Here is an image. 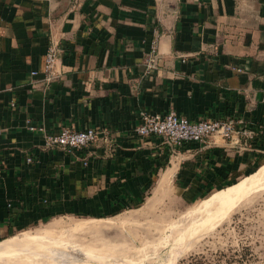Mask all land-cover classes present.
Segmentation results:
<instances>
[{"label": "crops", "instance_id": "crops-1", "mask_svg": "<svg viewBox=\"0 0 264 264\" xmlns=\"http://www.w3.org/2000/svg\"><path fill=\"white\" fill-rule=\"evenodd\" d=\"M171 108L253 134L173 150L135 133L143 110ZM0 125V239L57 215L109 216L169 184L192 199L245 177L264 158V0H0ZM89 126L83 151L45 144Z\"/></svg>", "mask_w": 264, "mask_h": 264}, {"label": "rangeland", "instance_id": "rangeland-1", "mask_svg": "<svg viewBox=\"0 0 264 264\" xmlns=\"http://www.w3.org/2000/svg\"><path fill=\"white\" fill-rule=\"evenodd\" d=\"M263 163L264 158L248 174ZM225 186L191 199L169 184L162 193L154 190L135 205L98 217L102 226L93 229H72L75 222L93 217L57 215L20 227L5 238L24 231H48L52 242L49 251L60 260L58 264H118L123 260L140 264L141 259L143 264H264L263 184L228 204L217 218L206 221L195 233L191 232L197 222L190 211L200 200L228 187ZM128 252H133L134 257Z\"/></svg>", "mask_w": 264, "mask_h": 264}, {"label": "built area", "instance_id": "built-area-1", "mask_svg": "<svg viewBox=\"0 0 264 264\" xmlns=\"http://www.w3.org/2000/svg\"><path fill=\"white\" fill-rule=\"evenodd\" d=\"M157 29L154 30L150 42V50L146 56L148 67H154L157 59V42L159 37ZM58 47L51 44L43 58L42 71L44 79L52 80L57 76L55 60L57 58ZM33 70L32 73H36ZM2 126L0 125V132ZM136 134L140 136L156 135L168 144L173 150L179 149L186 144L206 145L214 135L222 137H232L234 134L251 136L253 130L246 127H237L235 119H196L178 114L175 109H169L166 113L151 112L143 110L140 113V122L134 127ZM97 138V131L94 127L73 129L63 127L56 133L45 134V144L47 146L59 145L70 151H83L91 145ZM27 161L31 157H26ZM86 163V161H84ZM2 160H0V166Z\"/></svg>", "mask_w": 264, "mask_h": 264}, {"label": "bare ground", "instance_id": "bare-ground-1", "mask_svg": "<svg viewBox=\"0 0 264 264\" xmlns=\"http://www.w3.org/2000/svg\"><path fill=\"white\" fill-rule=\"evenodd\" d=\"M160 183L159 185H161ZM261 184L264 185V163L255 172L244 177L239 182L218 190L209 197L200 200L190 211V213L194 215V220L197 222L195 226L193 225V231L191 232L195 233L197 229L199 230V227H201L206 221H211L212 219L217 218V216L228 204L244 196L248 191ZM101 220L102 219L99 218L84 219L72 224V229L75 231L79 230L80 232L87 229H93L98 226H102L100 224L102 223ZM46 233L24 231L18 235L11 236L0 241V264H58L60 260L53 257L52 255L54 254L49 251L50 247H48V245H51L52 242ZM129 254L133 256V252H130ZM129 254L127 255L130 256ZM143 263L144 260L141 259L140 264ZM118 264L137 263L130 260H123Z\"/></svg>", "mask_w": 264, "mask_h": 264}, {"label": "trees", "instance_id": "trees-1", "mask_svg": "<svg viewBox=\"0 0 264 264\" xmlns=\"http://www.w3.org/2000/svg\"><path fill=\"white\" fill-rule=\"evenodd\" d=\"M248 175H249V174H248ZM246 176H247V175H246ZM233 184H234V183H233ZM226 186H229V185L227 184ZM226 186H225V187H226Z\"/></svg>", "mask_w": 264, "mask_h": 264}]
</instances>
